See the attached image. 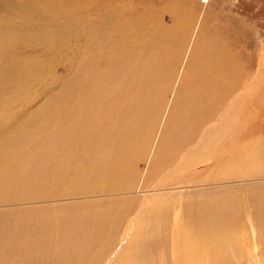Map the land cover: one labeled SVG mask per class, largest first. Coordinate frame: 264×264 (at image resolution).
Here are the masks:
<instances>
[{"label": "rangeland", "instance_id": "374dc122", "mask_svg": "<svg viewBox=\"0 0 264 264\" xmlns=\"http://www.w3.org/2000/svg\"><path fill=\"white\" fill-rule=\"evenodd\" d=\"M46 2L55 5V13L74 12L75 5L65 0H0V62L7 59V69L5 63L0 64L1 126L12 128L20 118L27 121L43 111L51 117V112H60L62 97H72L79 103L85 90L101 94L100 86L119 78L125 82L118 88L113 86L117 91L112 87L111 92L102 94L106 104L97 112L95 128L99 135L87 134L89 141H82L83 154L95 156L93 151L103 149L105 137L117 140L126 132L125 137L132 135L127 126L132 121L142 131L139 137L153 135L149 151L164 146L161 156H166L162 159L170 160V165L155 167L163 172L147 180L150 153L149 159H141L127 171L122 180L123 194L112 198L95 195L47 204L113 215L115 237L106 236L100 251L107 252L97 264H141L153 258L162 264H176L173 258L178 250L187 254V264H264V0H118L117 5L134 2L147 14L154 12L158 24L153 21L152 29L159 26L160 15L169 24L179 22L175 31H191L198 39H188L186 34L175 37L170 30L159 35L160 49L143 53L149 64L137 60L125 62V68L119 69L126 80L121 79L116 58H112L118 54L106 52L104 57L89 47L73 51L70 46L85 43L74 37L63 41L62 35L53 37L54 33L48 31V36L40 35L41 29L63 26L52 19L53 10L43 6ZM204 34L213 35L205 46L199 40ZM94 41L100 44V39ZM64 46L69 48L61 51ZM81 59L88 71L80 69ZM43 64L45 75L35 74L32 68ZM157 68L160 78L155 77ZM110 70L117 72L109 76ZM71 75L78 77L75 82ZM135 82L139 83L136 89ZM206 98L207 104L200 105ZM174 109L179 114L184 109L187 123L178 121ZM178 128L182 132L176 134ZM3 132L0 128V134ZM164 137L169 142L177 137V142L168 148L162 143ZM180 145L188 152L180 153ZM89 147L92 152L87 151ZM192 147L196 148L189 150ZM232 151L240 163L231 162ZM228 174H235L234 180L224 179ZM129 182H136L135 187L130 189ZM160 182L168 184L169 189L161 190ZM148 190L154 194L144 201L142 192ZM213 201L221 205L211 206ZM43 206L17 202L0 207V224L7 222L10 227L21 214L44 215L48 209ZM220 217L224 222L215 224L213 219ZM210 219L212 225L206 226L205 221ZM200 220L203 229L196 226ZM129 243L138 247L128 254L122 250ZM99 248L95 246L93 254ZM36 253H44V249ZM164 257L167 261L163 262Z\"/></svg>", "mask_w": 264, "mask_h": 264}, {"label": "bare ground", "instance_id": "6f19581e", "mask_svg": "<svg viewBox=\"0 0 264 264\" xmlns=\"http://www.w3.org/2000/svg\"><path fill=\"white\" fill-rule=\"evenodd\" d=\"M65 3L75 5L74 12L70 14L61 10L60 13H55V5H49L47 2L43 5L45 8L53 10V14L51 12L52 19L58 21L63 26L52 29L53 31L41 29L40 35L48 36V33H46L48 31L49 33H54L53 37L58 38L62 35L63 38L61 40L63 41L74 37L77 42L81 41L85 43V45H72L74 46L72 48L71 46L70 48L64 46L61 48V51H66L68 48L75 51L77 47L84 51V49L89 47L90 51L93 53L101 52L104 57H106V52L118 54L119 56L112 58H116V70L120 75L124 72L119 71V69L125 68V62L138 60L144 62V64H149L143 53L145 51L147 53L150 51L154 53L159 48L157 37L161 34H169V30L175 37H181L183 34H186L188 35V39L190 36L197 39L191 34V31H186L185 33L179 32L181 29L175 31L178 28L179 22L175 21L174 24H169L160 15L159 26L157 29H152L151 24L155 19L154 12L147 14L143 9L134 6V2H132L133 4L124 6L123 4H115L118 3V0H65ZM79 4L86 7V9L78 8L80 7ZM156 15L158 14L156 13ZM80 19L85 21L82 23L77 22ZM211 37L213 35L209 34L205 36L204 34L199 40L205 46V43ZM97 39H100V44L102 45L94 41ZM89 42L90 45H88ZM65 45H68V41L65 42ZM37 51L39 50L37 49ZM1 55L4 56L3 54ZM6 60L0 62V64L5 63V69H7ZM154 60L160 62L156 58ZM46 61L50 62L48 59ZM45 66L46 64L39 65L33 67L32 70L35 74L43 76V74L45 75ZM80 69L88 71L82 59L80 60ZM116 70L108 71V75L111 76L116 73ZM157 70L158 72L155 77L160 78L161 73H159L158 68ZM75 77V75H71L73 82H75ZM121 79L126 80L127 77L121 75ZM120 83L121 80L115 78L100 86L99 91L101 94L92 93L91 90L87 89L83 92L79 103H76L72 97H62L60 112H51V117H47L48 114L43 111L37 117L27 121H22V118H20L18 124L12 128L2 127L1 125L4 123L2 122L3 120H0V128L4 131L0 134V207L13 206L17 202H36L44 204L43 208L46 207L48 209L44 210V215H40L39 212L36 215L21 214L16 217V223H12L10 227L7 226V222L2 225L0 224V264H34V262H39L40 260L42 264H97L101 260V256L107 252L105 250L100 251L103 244H106V236L113 235L115 237L114 228L116 227V223L113 215L109 216L108 211L95 209L91 211L84 209H62L55 207L57 204L52 206L47 203L51 201L79 200L80 198H88L95 195L111 197L123 194V190H121L123 187L122 180L125 178L127 171L136 163H139L141 159H149L151 154L150 166L148 173L145 175L147 180L155 175L157 177L158 174L163 172V170L157 169L161 164V168L167 163L170 165L169 159H162L166 155L161 156L164 146H157V150L153 153L150 152L148 148L150 147L151 140H153V135L151 134L150 137L149 135H147L148 137H139L142 131L135 127L138 124L135 125V122L133 124L132 121L127 125L132 135L125 137L126 132L122 139L117 140L108 137L106 139L105 135H103L102 137L106 139L103 138V149H100L102 148L100 147L101 145H97L100 147H98L100 150L96 149V151H93L96 154L95 156L91 157L88 153V155L83 154L82 148L84 145L82 146V141L88 139L87 134L97 133L95 128L99 120L97 112L102 105L105 106L106 104L101 99L102 94L109 92L113 86H117L118 88ZM19 84L21 85L20 82ZM138 85L139 83L135 82L134 88L136 89ZM126 87H128L127 83ZM123 89L125 90L126 88L123 86ZM116 91L114 92L116 93ZM207 102L206 98L203 100V103L200 102V105H206ZM177 111L178 109H174L173 113H178V121L186 122L187 118L183 115L184 109L180 114ZM185 111L190 112V109L185 108ZM122 118L124 117L122 116ZM126 118L128 121V117ZM106 121H108L107 117ZM149 123L151 125V122ZM168 127L169 124L167 129H169ZM190 127H193V125L191 124ZM178 132L181 133L182 129L178 128L176 134ZM102 133L104 132L102 131ZM97 134L99 135V133ZM177 137L174 141L170 142L165 141L166 137H164L162 143L166 144L169 148V145L177 142ZM99 139L97 140L98 143L101 141ZM97 142L96 144H98ZM162 143L160 141V144ZM196 144L200 146L198 143ZM91 145L90 147H93V142ZM90 147L87 151H90ZM178 147L180 150L182 149L180 153H183V151L184 153L188 152L182 145ZM178 147L173 146V149L179 151ZM196 147H192L189 150H193ZM231 162L240 163L235 153L232 154ZM136 173L137 171L133 175L135 176ZM234 175L228 174L224 176V179L227 181L229 179L234 180L232 179ZM144 183L148 184L149 182ZM159 184L161 190L169 189L167 188L168 184L165 182H160ZM135 185L136 182H129L128 187L131 189ZM150 194H154L153 190L144 191L141 198L144 197L143 200L145 201ZM204 203L206 204V209H208L209 205L206 201ZM217 203L221 205V202L213 201L211 202V206ZM213 222L221 225L224 220L220 217L219 220L213 219ZM213 222L210 219L209 221H205V224L206 226H211ZM197 225L198 229L204 228L203 221L201 220ZM263 225L264 223H262ZM125 242L126 238L123 239V244ZM95 246H99L100 248L96 249L99 252L94 251L93 254L92 250ZM119 246H122V242H120ZM132 246L131 243L126 244L123 247H126V249L122 251H126L129 254L138 247ZM40 249H44V253H36ZM152 250H154V247H152ZM91 252L92 254L90 255ZM162 260L163 262L167 261V257L162 258ZM173 262L176 264H187V254L182 250H178L176 255H174ZM141 264L162 263L153 258Z\"/></svg>", "mask_w": 264, "mask_h": 264}]
</instances>
